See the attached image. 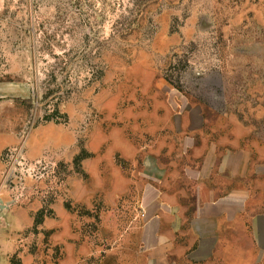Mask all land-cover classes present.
Returning a JSON list of instances; mask_svg holds the SVG:
<instances>
[{"label":"rangeland","instance_id":"obj_1","mask_svg":"<svg viewBox=\"0 0 264 264\" xmlns=\"http://www.w3.org/2000/svg\"><path fill=\"white\" fill-rule=\"evenodd\" d=\"M214 155L264 212V0H0V264H168L146 192L189 227Z\"/></svg>","mask_w":264,"mask_h":264},{"label":"crops","instance_id":"obj_2","mask_svg":"<svg viewBox=\"0 0 264 264\" xmlns=\"http://www.w3.org/2000/svg\"><path fill=\"white\" fill-rule=\"evenodd\" d=\"M217 159L218 156L214 155V165L209 167L206 174L198 177L209 179L204 187L195 189L197 195L201 197L206 194V198L197 204L189 227L185 214L187 188L172 187L168 180L156 181L151 192L150 189L146 192V235L145 238L141 236L139 243L145 246L148 263L161 258L168 264H257L256 260L264 256L256 248V237L244 234L248 223L249 227L254 228L255 222L243 221L245 214L255 221L259 217L264 218V212L254 216L246 213L247 203L242 197L235 198L236 191L242 190L233 187L234 182H242L249 171L235 173L229 165L216 169ZM216 174H222L227 182L220 186L215 184L213 180ZM115 188V196L119 197L125 186ZM87 195L86 189H83L76 197L82 200ZM236 242H241L240 248L235 246ZM155 250L160 255L154 254Z\"/></svg>","mask_w":264,"mask_h":264}]
</instances>
